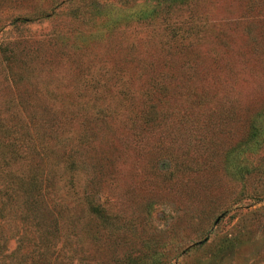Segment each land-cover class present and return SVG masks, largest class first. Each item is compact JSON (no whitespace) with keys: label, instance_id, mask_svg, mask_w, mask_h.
I'll list each match as a JSON object with an SVG mask.
<instances>
[{"label":"rangeland","instance_id":"374dc122","mask_svg":"<svg viewBox=\"0 0 264 264\" xmlns=\"http://www.w3.org/2000/svg\"><path fill=\"white\" fill-rule=\"evenodd\" d=\"M149 88L166 100L150 93L143 122L126 104L151 103ZM90 89L105 113L87 115L75 186L103 222L61 191L55 162L80 127L59 135L55 108ZM13 100L44 118L30 161L57 219L41 231L0 208V264H264V0H0V103Z\"/></svg>","mask_w":264,"mask_h":264},{"label":"trees","instance_id":"16d2710c","mask_svg":"<svg viewBox=\"0 0 264 264\" xmlns=\"http://www.w3.org/2000/svg\"><path fill=\"white\" fill-rule=\"evenodd\" d=\"M204 79L210 80L207 77ZM188 80L186 82L188 85H186L187 88L185 89L190 93V104L193 102L198 103L203 98V93L205 95L206 90L202 89V92L201 88H199L200 90L194 89L193 86L196 85L190 81L191 75H188ZM185 89H181L180 92L185 93ZM147 90H149L146 93L150 100V93L154 96V100L156 99L155 101L166 100L164 98V94H166L164 91L162 92L157 89L153 92L151 88ZM96 92H99L97 100L102 103L104 98L102 91L90 89L77 91L74 94L76 97L81 98L77 100L87 98L85 102H83L84 100L78 101L79 104L77 105L68 102L60 104L55 108L57 115L54 116L53 123L55 131L59 135L72 122L77 121L76 124L80 126L74 128L72 139H70L71 137L68 139L64 135L65 138L61 137L56 140L65 149L61 150V155L55 159V162H63L66 165L64 174L67 179L63 183V189L60 188L61 191L71 196L76 192V189L80 190L78 197L72 200L83 202L86 210L92 212L103 222L108 218L104 206L93 201L92 195L86 191L84 184L82 189L75 186L74 175L76 167H79L77 162L78 160L80 161V157L76 153L77 148L93 149L91 140H94V136L86 125L85 121L88 120L87 115L95 117V120L99 122L104 117V108L96 104L95 101H89V98L92 99L96 96ZM92 94L95 95L92 96ZM143 94L146 97L145 91H143ZM145 97V101H129L126 104L131 106L132 114L143 118V122L146 120L150 121L148 119L151 117L149 109L153 103L151 100V103L148 102L145 106L147 102ZM143 107L145 108L142 110ZM39 111L36 104H32L27 100L19 102L13 100L0 103V174L3 177L0 185V208L3 210L2 212L6 211L8 213V217L16 215L19 218L20 216L22 221L31 229L48 231L56 224L54 220L56 221L57 219V214L52 211L53 209L49 207L45 199L48 187L45 188V177L48 175V171H42L30 161L33 153L38 155L40 151L41 153L44 151H42L45 145L42 139V129L44 130L45 126L42 125L44 118H42V113ZM194 126L192 125V127ZM69 131H71L70 128ZM41 156L43 155L41 154ZM200 168L197 167L196 169ZM13 210H15V214H11ZM42 210H46L45 213ZM58 218L57 226H63L66 223L65 217L61 218V213H59ZM68 223H70L69 220Z\"/></svg>","mask_w":264,"mask_h":264}]
</instances>
